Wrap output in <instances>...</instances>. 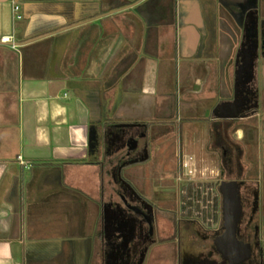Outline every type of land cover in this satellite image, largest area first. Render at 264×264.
<instances>
[{
  "label": "crops",
  "instance_id": "obj_1",
  "mask_svg": "<svg viewBox=\"0 0 264 264\" xmlns=\"http://www.w3.org/2000/svg\"><path fill=\"white\" fill-rule=\"evenodd\" d=\"M255 18L264 38V0H0V264L79 252L104 264L103 222L121 193L114 137L145 125L154 153L124 177L154 198L157 146L174 142L169 173L186 156L177 142L201 140L205 169L215 162L256 187L264 249V49L246 107L215 110L241 96ZM154 256L175 264L176 243Z\"/></svg>",
  "mask_w": 264,
  "mask_h": 264
},
{
  "label": "flooded vegetation",
  "instance_id": "obj_2",
  "mask_svg": "<svg viewBox=\"0 0 264 264\" xmlns=\"http://www.w3.org/2000/svg\"><path fill=\"white\" fill-rule=\"evenodd\" d=\"M123 7L126 9L128 6ZM80 20V16L75 17L74 22ZM243 100L248 103V96L244 95ZM223 107L215 110L217 113L232 110L228 106ZM140 127L142 128L139 129L137 135L126 129L121 135L117 134L114 137L120 139L117 149H122L115 171L120 180L121 193L120 202L107 210L103 222L102 231L107 243L104 264H156L158 258L154 255L168 242L176 243L175 264H264V249L258 218L260 205L256 187L251 182L234 177L228 171L229 168L219 166L215 175V184H210L209 180H205L203 184L201 181L200 185V192L206 191V196L203 195V197L207 198L210 193L212 200H215L216 220L205 225L190 214L178 216V211L183 212V210L177 209L179 198L174 193L180 188L181 172H186L181 164L176 171L166 173L170 175L167 178L170 183L167 185L171 195L169 197L164 195L163 191L166 179L158 185V188L152 190L156 195L153 198L147 195V190L144 192L136 189L122 174V168L127 163L146 161L150 156L152 147L146 132L147 126ZM214 143L217 144L216 141ZM215 152H217L218 160L224 157L221 151L216 150ZM182 153L180 150V158L183 157ZM223 181H244L237 186L242 212L238 226L235 228L233 222L228 221L225 213V194L232 196L233 193L227 188L221 189ZM185 184V191L190 192L194 182L190 181ZM200 192L197 190L198 196ZM186 199L190 202V198ZM181 200H183L182 197ZM167 201L174 203L172 207H169L168 212L175 222L172 223L173 231L170 234H162L159 230L157 215L158 211L166 209L164 204ZM246 245L251 246L250 254L246 253L247 250L245 251Z\"/></svg>",
  "mask_w": 264,
  "mask_h": 264
},
{
  "label": "rangeland",
  "instance_id": "obj_3",
  "mask_svg": "<svg viewBox=\"0 0 264 264\" xmlns=\"http://www.w3.org/2000/svg\"><path fill=\"white\" fill-rule=\"evenodd\" d=\"M171 9L174 10L173 1H171V8L170 9L168 8V10H171ZM179 120H181V118H179ZM173 126L176 129H179V122L178 121L175 122V125ZM173 126H170V128ZM166 128L169 129V127H166ZM166 142L167 143L164 142L161 146H157V149L159 148L160 150L159 153H158V150L156 149V146H154V149H156L157 153L160 154L159 158L166 159V162L164 163L165 166L163 165V159H162V162H160L161 159H159L158 163H156L157 164L156 167H158V169L159 168L162 169L161 177H159V180L161 181V184H162L163 180L165 181L166 179L165 181L166 184L164 183L165 187L163 191H164V195L169 197L171 195L169 192V187H167V185L170 183L167 178L170 175H167L166 173H164V171L165 170L167 171L170 169V164H169L170 156L169 155H170V149H171V152H173L172 149L174 148V142H172L171 145L168 144L167 140ZM184 146L187 148V150H185L186 156L184 158L183 157L181 158L182 162L180 164L182 165V167L184 168L186 172L185 173L181 172L182 173L181 179H180L181 183L179 184L180 188L178 189V191L176 189V192L174 193V195L179 198L177 209L183 210V212L178 211L177 215L180 216L181 214H188V215L190 214L194 217H197L205 225H208L216 220V217H215L216 216V212H215L216 204H215V200L214 199L212 200V196L210 195V193L207 198L203 197V195L206 196V191L204 190L200 192L201 191L200 185H201V181L203 184L205 180H209L210 184H215L214 180H215V175L217 171L216 169L217 164L215 162L212 163L211 167L213 168L210 167V168L205 169L203 167L204 159H201V155H200L201 147H202L201 140L198 139L195 142L192 141L191 143L181 142V147H184ZM181 149L183 150V148ZM153 153L152 151L150 152L151 155ZM190 181L194 182V186L193 188H191L190 192H187L185 191L186 190L185 183L190 182ZM197 190L200 192L199 196L197 194ZM181 197L183 200H181ZM186 198L188 199L190 198V202H188ZM164 205L166 209L161 210V212L158 211V215H157L158 222H159V230H161L162 234H170L173 231L172 223H174L175 221H174V218L170 217L171 215L168 212V209L169 207H172L174 203L172 202L169 203V201H167ZM211 219H213V221ZM70 255L71 254L66 253L65 256L62 257V255L59 254V256L54 261L55 264H85V258H84L83 252L81 253L79 252V254H72L71 256ZM75 256L78 257L76 260H75Z\"/></svg>",
  "mask_w": 264,
  "mask_h": 264
},
{
  "label": "water",
  "instance_id": "obj_4",
  "mask_svg": "<svg viewBox=\"0 0 264 264\" xmlns=\"http://www.w3.org/2000/svg\"><path fill=\"white\" fill-rule=\"evenodd\" d=\"M125 7L122 8H116L113 11H117L119 9H123ZM242 10L245 11L246 8L242 7ZM77 17H79V15L77 14ZM44 18V17H43ZM36 22L35 20L31 22L30 26H29V36H31L32 32V26L34 25ZM253 23V30L250 31L249 34V43L247 44L246 48H243V54H242V62L239 65V70H238V76H237V86H236V91H238L240 93V97H238L235 102H231L229 104H227L228 107H230V109L234 110L235 112H233L234 116H237L236 114L240 113L241 109L246 107V104L243 100L244 95L248 96L249 95V88L248 83H250L253 79L254 76V67L256 65V61L260 58V55L262 54L261 50L264 49V38H262V36L260 35V28L258 26V19L252 21ZM54 27H47L45 28V31L48 30L50 31H56L54 28V30H52ZM44 29V26H43ZM58 31V30H57ZM52 33V32H51ZM28 36V35H26ZM253 37V38H251ZM244 56V58H243ZM245 94H244V93ZM244 94V95H243ZM224 108V107H221ZM244 183V181L238 182V181H223L221 183V189L223 188H227V190H231V192L233 193L232 196L231 195H226L225 194V213H226V218L228 219V221H232L234 228L236 226H238V223L240 221V217H241V212H242V206H241V202H240V197H239V189H238V185ZM231 184V185H230ZM231 187V189H229ZM231 222V223H232ZM233 235V233H232ZM245 251L247 254H250L251 252V246L250 245H246L245 247Z\"/></svg>",
  "mask_w": 264,
  "mask_h": 264
},
{
  "label": "built area",
  "instance_id": "obj_5",
  "mask_svg": "<svg viewBox=\"0 0 264 264\" xmlns=\"http://www.w3.org/2000/svg\"><path fill=\"white\" fill-rule=\"evenodd\" d=\"M19 8V6H15V9H18ZM1 40L2 41H9L10 42V44L13 46V47H15V46H17V43H16V41H15V39L12 37V35H5V36H2L1 37Z\"/></svg>",
  "mask_w": 264,
  "mask_h": 264
}]
</instances>
